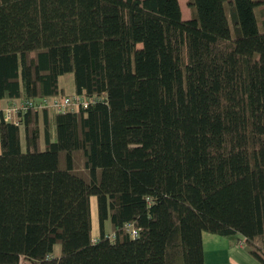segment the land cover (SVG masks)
I'll return each mask as SVG.
<instances>
[{
  "label": "trees",
  "instance_id": "obj_1",
  "mask_svg": "<svg viewBox=\"0 0 264 264\" xmlns=\"http://www.w3.org/2000/svg\"><path fill=\"white\" fill-rule=\"evenodd\" d=\"M189 4L0 0V99L91 100L0 111V264H205L204 230L264 264V0Z\"/></svg>",
  "mask_w": 264,
  "mask_h": 264
},
{
  "label": "built area",
  "instance_id": "obj_2",
  "mask_svg": "<svg viewBox=\"0 0 264 264\" xmlns=\"http://www.w3.org/2000/svg\"><path fill=\"white\" fill-rule=\"evenodd\" d=\"M91 100L83 94H57L45 95L37 97H14L7 100L0 99V111L3 112L6 120L20 124L23 121V116L29 109L43 110L52 109L55 111H66L77 109L81 106L87 107ZM129 230L133 236L137 234V230L133 224H129ZM241 242L244 244L242 238Z\"/></svg>",
  "mask_w": 264,
  "mask_h": 264
},
{
  "label": "crops",
  "instance_id": "obj_3",
  "mask_svg": "<svg viewBox=\"0 0 264 264\" xmlns=\"http://www.w3.org/2000/svg\"><path fill=\"white\" fill-rule=\"evenodd\" d=\"M183 15L185 18H188L190 16V15H185L184 13ZM61 87L64 88L63 85H61ZM7 99L8 98H4V100ZM50 112L51 114H53L55 113V110L51 109ZM53 131L55 134L56 132L55 126L53 127ZM43 135L44 133L42 127L41 138ZM92 216H93V212H92ZM94 218L95 217L93 216V219ZM106 226H107V220L105 221V228H107ZM95 229H96L95 226H93V236H95ZM238 236L239 235H235V234L220 235L214 232L204 230L203 244H204L205 264H259L257 259L252 254L249 253L246 246H242L238 243ZM59 253L60 251L58 252V250L54 251V254L56 255H59Z\"/></svg>",
  "mask_w": 264,
  "mask_h": 264
},
{
  "label": "rangeland",
  "instance_id": "obj_4",
  "mask_svg": "<svg viewBox=\"0 0 264 264\" xmlns=\"http://www.w3.org/2000/svg\"><path fill=\"white\" fill-rule=\"evenodd\" d=\"M180 4H181L183 13L185 15H191L192 9H191V6L189 4V0H180ZM257 12H258V15L260 17L261 11L259 9H257ZM60 83H61V85L64 86L66 94H68V93L72 94V93L76 92V85H75V79H74V73L73 72H67L65 74H62L60 76ZM21 140H22V146H23V148H25V132H24L23 128H22V133H21ZM41 144L43 147L45 146V140H44L43 136L41 139ZM92 212H93V216L95 217L93 219V221H94L93 226H95V228H96L95 229V236H94V238L96 239L99 236V222H98V217H97L98 213H97V198H96V196L92 197ZM106 227H107L106 228L107 231L109 233H112V227H111V223L109 220H107V226ZM241 240H239L238 243L242 246H245L241 242ZM57 245H56V250H58V252H59V251H61V245L60 244H57Z\"/></svg>",
  "mask_w": 264,
  "mask_h": 264
}]
</instances>
